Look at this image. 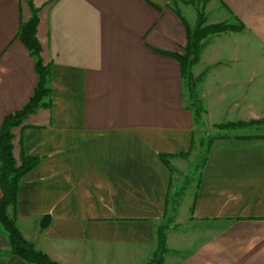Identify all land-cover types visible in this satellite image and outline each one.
Masks as SVG:
<instances>
[{"label":"crops","instance_id":"crops-1","mask_svg":"<svg viewBox=\"0 0 264 264\" xmlns=\"http://www.w3.org/2000/svg\"><path fill=\"white\" fill-rule=\"evenodd\" d=\"M31 3L49 94L11 130L16 166L39 159L8 210L24 238L58 264H149L165 225L163 264H264V134L252 133L264 126L218 128L264 120V0H0V129L39 82L19 38ZM197 9L227 28L203 39L192 67L202 123L226 137L170 212L203 131L173 57ZM0 264H29L1 226Z\"/></svg>","mask_w":264,"mask_h":264},{"label":"trees","instance_id":"trees-1","mask_svg":"<svg viewBox=\"0 0 264 264\" xmlns=\"http://www.w3.org/2000/svg\"><path fill=\"white\" fill-rule=\"evenodd\" d=\"M33 11V18L28 24L21 27L19 38L23 44L28 48L31 54L36 59V69L39 76V82L34 95L28 104L20 111L7 116L4 119L3 125L0 129V189L2 197L0 199V226L8 233L9 242L11 246V254L20 257L29 264H58L52 260L47 254L35 249V246L27 241L20 232L16 218L8 215L10 207H15L18 201V188L22 179L30 173L39 163L36 157L26 156L22 166L17 167L12 154L11 147V130L23 124L25 118L35 112L40 106H46L43 99L49 94L46 87L47 79L49 77V70L44 66L41 58V46L36 36L38 26V11L31 3ZM227 29L226 27L211 26L202 30L198 28L194 33H189L188 45L184 48L183 54L173 55L181 64L185 86L188 90L191 101V108L200 122L203 120L206 113L200 96L197 91V81L192 73V67L198 62L200 51L202 48L203 39L210 33L221 32ZM261 122H238L228 123L218 126L219 129H240L248 126L260 125ZM225 138L226 136H217L209 140L207 148L211 143L218 138ZM243 139L256 138L255 136L242 137ZM204 145V143H202ZM188 154H182L181 157L188 159ZM205 160L202 165L205 164ZM201 165V166H202ZM50 218H44L41 222L42 229L48 227ZM167 226L162 225L157 228V250L153 259L149 264H163L164 257L168 253L167 248Z\"/></svg>","mask_w":264,"mask_h":264},{"label":"rangeland","instance_id":"rangeland-1","mask_svg":"<svg viewBox=\"0 0 264 264\" xmlns=\"http://www.w3.org/2000/svg\"><path fill=\"white\" fill-rule=\"evenodd\" d=\"M197 12H198V15H192V14L187 13V16H186V14H184L186 17V20L188 22L187 24L193 29L194 32L198 28H200V30H202V29L207 27V26H205V23H204V21H205L204 12L200 11L199 9H197ZM198 19L200 20V25L197 27L196 24H197ZM186 91L188 93L187 88H186ZM188 96H189V94H188ZM189 100H190V98H189ZM202 121H200V127L203 131H202V134L200 136L201 142L199 145V150L198 151L196 150L195 154H193L192 158H190V160L188 161L187 168H184L183 170L177 171L178 173L180 172L181 179H180L178 185L175 186V188L173 189V194L171 197L170 208H169L170 212L176 211L179 208V202L181 200H183L184 196H187L190 193L193 194V192L196 190L197 183H198V180L200 178V172H201L200 167L203 164L205 157H206V154H207V149H208L207 144L211 138L221 136V134H222V133H219L220 131H218V130H214V131L209 130L202 123ZM262 121H264V120H262ZM261 123L264 126V122H261ZM248 127H250V126H248ZM262 131L263 132L253 130L252 133H254V134L263 133L264 134V130H262ZM202 143H204V145H202ZM181 204H180V206H181ZM173 221H174L173 217L165 219V223H167L168 225L173 224Z\"/></svg>","mask_w":264,"mask_h":264}]
</instances>
